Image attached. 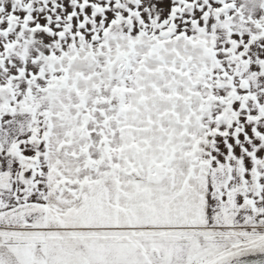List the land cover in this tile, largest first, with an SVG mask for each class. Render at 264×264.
<instances>
[{
	"label": "snow or ice",
	"instance_id": "obj_1",
	"mask_svg": "<svg viewBox=\"0 0 264 264\" xmlns=\"http://www.w3.org/2000/svg\"><path fill=\"white\" fill-rule=\"evenodd\" d=\"M0 264H264V0H0Z\"/></svg>",
	"mask_w": 264,
	"mask_h": 264
}]
</instances>
